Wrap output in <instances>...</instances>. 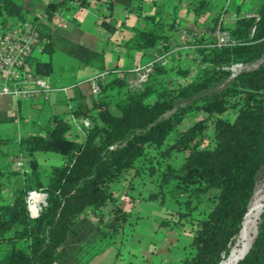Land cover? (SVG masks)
I'll return each instance as SVG.
<instances>
[{
	"label": "trees",
	"instance_id": "obj_1",
	"mask_svg": "<svg viewBox=\"0 0 264 264\" xmlns=\"http://www.w3.org/2000/svg\"><path fill=\"white\" fill-rule=\"evenodd\" d=\"M98 1L46 0L41 8L47 18L41 21L32 0H0L2 28L12 22V26L30 23L44 52H55L56 40L61 53L93 76L105 73L97 81L96 96L87 83L84 91L76 85L72 88L75 103L68 112L87 125L75 130L64 118L54 116L43 135L19 139L14 158L25 160V171L0 168V242L11 244L0 264H87L115 242L128 218L111 185L128 174L143 179L145 173L157 171L156 192L147 200L160 199L163 205L175 187L185 208L176 213L190 219L188 255L175 264H225L239 245L255 189L264 182V0L253 16L241 15L245 0H225L214 18H208L206 0H191L187 5L195 16L193 26L198 27L183 32L193 50L174 51L180 46L176 35L182 33L176 15L166 20L162 15L144 16L150 27H130L121 44L126 59L139 55L136 69L147 51L167 56L140 90L128 84L134 70L107 69L102 52L80 45L76 34L52 31L44 23L57 11L87 9ZM104 1L109 8L112 3L126 11L132 8L131 0ZM233 1L234 10H228ZM227 12L234 17L231 26L223 23ZM99 26L109 34L115 32L105 21ZM217 30L229 33L230 44L216 45ZM196 31L205 36L195 37ZM29 64L38 76L51 74L49 60L30 59ZM236 64L249 69L232 76L229 68ZM187 121L190 124L185 126ZM9 122L0 112V124ZM8 142L0 139V144ZM148 143L164 147L159 160L146 156ZM39 152L55 153L61 159L46 182L35 157ZM175 152L183 153L184 160L168 164ZM30 191L45 195V205L33 219L25 201ZM204 204L209 205L207 210L192 218ZM256 232L250 249L236 264H264V207Z\"/></svg>",
	"mask_w": 264,
	"mask_h": 264
},
{
	"label": "rangeland",
	"instance_id": "obj_2",
	"mask_svg": "<svg viewBox=\"0 0 264 264\" xmlns=\"http://www.w3.org/2000/svg\"><path fill=\"white\" fill-rule=\"evenodd\" d=\"M143 1L147 2V0ZM185 1L186 0H182V2ZM208 2L211 7L215 5L213 0H208ZM235 4L236 2L233 1L228 10H234ZM251 4L254 6L253 11L255 12L260 4V0H252ZM110 6L111 8L108 9V12L110 11L113 13V18L117 17V14L122 12H125L126 15L132 14L136 16L137 14L139 15L141 11L142 16H144L152 14L154 10H156L160 12V14L165 15L168 19L176 15L183 24H193L195 20L194 14L190 10L183 8L177 0H157L156 8L152 11H149L147 6L143 3L141 5H132L131 11L124 10L123 6L120 4L112 3ZM105 12H107L106 5L98 3L94 9H92V7L87 9L73 8L64 10L62 15L63 18L69 19L72 24H82L85 31H87L85 40L87 44H89L88 46L96 51L104 50L106 53L105 59L107 60L106 62L109 68L117 64L119 60H126V65L124 67L118 66L119 70L131 68L133 66L132 60L126 59L125 50L123 48L118 47L116 50L109 52L106 41L104 40L101 43V39L99 40L96 35L97 32L95 29L97 28L95 27L99 26L96 22L98 19H104L103 14ZM142 23L150 25L148 20H144ZM92 30H95V34ZM98 30L100 35L103 36L104 31L100 26ZM178 38L179 35L177 34L176 39ZM52 60L53 73L50 76V80L53 79V81L56 82L53 84H58L57 82H60L64 86L69 85V87L74 83L81 85L80 82L84 77L83 73L87 70L89 71V69L78 65L76 61L60 53L53 54ZM69 91V93H72V89ZM65 110L61 113V117L71 126L70 114L69 112L66 114ZM189 124L190 122L187 121L185 126ZM44 133L45 129L42 130L41 134ZM7 138L9 142L0 144V151L11 156L15 155L19 151L18 137L13 132V135ZM79 140H81V138H79ZM163 148L164 147H158L153 143H148L146 145V156H152L153 159H158L160 157L159 152L162 151ZM36 156L42 180L46 182L51 168L60 164L54 162L52 157L60 158V156L50 152H39ZM184 158L185 155L183 153L175 152L172 160H170L171 162H168V159H166V162H168V164L172 163L178 165ZM12 159L15 158L12 157ZM157 161L154 160L153 166L158 167ZM12 164L13 165H9V170L15 171L16 166L13 161ZM163 164H165V162ZM26 169L27 165L24 163L23 168L20 170L25 171ZM159 173L160 171H157L155 175L145 173L143 179H132L131 174H128L125 179H121L111 185L114 195L121 201L124 199V192L121 190V184H124L123 186L126 188L128 197H125L126 202L123 203V201H121V205L123 210L128 214V218L123 225L122 234L118 235L115 242L105 250L107 256L103 260V263L100 264H172L188 255V245L191 240V235L189 233L190 219L179 217L176 213V211H185L183 205L184 197L179 194L175 187H172L170 188V193L166 195L163 205L159 204L160 199L155 201L147 200L150 193L156 192L155 178L159 176ZM131 180L133 184L129 186ZM261 184L264 185V182L259 183L257 186ZM4 199L6 201L10 200L9 191L4 194ZM208 206V204L201 205L199 210L192 214V218L200 216L202 212L207 210ZM180 218L182 220L181 223L175 224ZM162 222H164V225H161ZM10 249L11 244L6 241L0 242V258L8 254ZM92 260L87 264H90Z\"/></svg>",
	"mask_w": 264,
	"mask_h": 264
},
{
	"label": "crops",
	"instance_id": "obj_3",
	"mask_svg": "<svg viewBox=\"0 0 264 264\" xmlns=\"http://www.w3.org/2000/svg\"><path fill=\"white\" fill-rule=\"evenodd\" d=\"M35 5H36V11L35 14H41L42 12V4L45 3L46 0H32ZM113 1V0H111ZM126 2H129V0H125ZM179 2V4L187 9L190 10L188 8V3L191 0H186L185 2H182V0H177V2ZM209 7L207 9V14L209 15L208 18H214L217 16V14L221 11L222 9V5L224 4L225 0H213L215 2V5L213 7L210 6L208 0H206ZM252 0H245L242 6V11H241V15H246V16H253L255 15L256 11L254 12V6L251 4ZM98 3H102L104 5H106L104 0L98 1V2H94L90 5V7H92V9L95 8V6ZM131 5H141L142 3L147 6V8L149 9V11H152L154 8H156L157 5V0H147V2L143 1V0H131ZM89 7V8H90ZM73 8H78L76 6H74ZM71 8V9H73ZM256 8V7H255ZM82 9V8H79ZM109 7L106 5V10L107 12H105L103 14V16L105 17V19H98V21L96 22L98 25L100 22L105 21L106 23H108L113 29H114V33L113 34H109L107 33L103 28L102 30L104 31V35L101 36L99 33V26L95 27L97 29V37L99 38L100 42L102 43L104 40L106 41V43L108 44L107 47L109 49V52H112L114 50H116L118 47H121V44L124 42V40H126L129 37V31L128 29L132 26L141 28V29H148L150 27L149 24H144L142 23V21L144 22V20H146L144 18V15L142 16L141 11L140 14L133 16L132 14H125V12L122 13H118L117 17L113 18L112 14L110 11L108 12ZM257 10V9H256ZM64 10L61 11H57L55 14H53L52 19L49 22H44L45 25L47 27H50L51 30L53 31L54 29H63V30H67L68 32L72 33V34H76L79 38V44L83 45L85 47H88L90 49V46H88L89 44H87L85 37H86V33L87 31H85L84 27L82 26L81 23H73L69 20V19H65L63 18L62 12ZM226 15L223 14V23L226 26H231L232 24V20H230L228 18V14H232V12H227L225 13ZM111 15V16H110ZM150 16H157V15H162L160 14V12H157L156 10H154V12L152 14H149ZM163 19H168L165 17V15H162ZM178 18V17H177ZM170 19V18H169ZM179 22L180 19L178 18ZM14 22H12L10 25L12 26ZM60 24H62L63 26H60ZM96 24V25H97ZM148 27V28H147ZM179 29L180 31L183 32L186 30H194L195 28H197L198 26L194 27L193 24H183V23H179ZM95 30H92L95 34ZM187 34V33H186ZM181 34L179 33V36ZM98 40V39H97ZM56 43V49L55 52L51 53V54H47L46 52L42 51V53H35L31 60L34 59H40V60H44V61H50L51 65H52V71L51 74L48 76V78L50 79V76L53 73V60H52V55L55 53H60L62 55H65L63 53H61L58 50V47L60 45L59 42H57L55 40ZM44 48V47H43ZM122 48V47H121ZM94 50V49H93ZM96 51V50H95ZM100 52H102L104 54V56L106 57V53L104 52V50H101ZM153 51H147L145 52L144 57L140 58V63L142 66L146 65L151 57L153 56ZM68 56V55H66ZM70 59L74 60L73 58H71L70 56H68ZM138 58L139 55H135L134 59L132 60V67L128 68L130 71H133L135 68V65L138 64ZM68 60V59H67ZM106 60V59H105ZM75 61V60H74ZM107 61V60H106ZM79 65V64H78ZM111 65V64H110ZM126 65V60H119L117 64H114L111 68H109L108 63L106 62V67L107 69H112L115 66H122L124 67ZM82 66V65H80ZM84 67V66H83ZM86 68V67H85ZM84 77L81 80V85L78 83H74L71 84V86H78V90H86L87 86L86 81L93 77L92 72L89 70H87L86 72L83 73ZM133 73L129 75L128 77V82L130 81V79L133 77ZM51 84L53 85V87L55 89H60V88H67L69 87V85H62L60 82H57L58 84H53L56 83L52 80ZM0 87H1V80H0ZM70 92V91H69ZM68 94H64L61 92H54L52 93V95L48 98V99H44L41 96H36L33 99H22V100H14L8 97H0V112H3L5 117L7 119H11V122L9 123H1L0 124V139L2 140H8L7 137L13 135V132L17 135L18 137V141L20 138L24 137V136H29V135H43L41 134L42 130L49 128L52 125V120L54 116H60L61 117V113L65 110L66 108V114L68 113V110L70 109V107L73 106V104L75 103L72 99V96H75V94L72 95V93ZM77 94V93H76ZM37 155V154H36ZM35 155V157H37ZM12 157H15L14 155H8L5 152L0 151V168L1 169H9V165H13L12 164ZM54 162L60 163L61 159L59 157H52ZM124 185V184H123ZM121 184L122 187V191L124 199L121 200L124 202H126L125 197H128V193L126 191L125 186H123ZM119 190V191H121ZM106 251H104L103 253H101L100 255H97L96 257L93 258V260L90 262V264H100L103 263V260L106 257ZM98 260V261H96ZM105 262V261H104ZM175 264V262H173ZM172 263V264H173ZM109 264V263H108Z\"/></svg>",
	"mask_w": 264,
	"mask_h": 264
},
{
	"label": "built area",
	"instance_id": "obj_4",
	"mask_svg": "<svg viewBox=\"0 0 264 264\" xmlns=\"http://www.w3.org/2000/svg\"><path fill=\"white\" fill-rule=\"evenodd\" d=\"M41 21L46 20L44 13L35 14ZM230 20H234L233 16H228ZM60 26H63L60 24ZM194 36L197 38L205 36L203 31H196ZM216 45L226 46L230 44L229 33L225 30H217L214 32ZM43 42L39 39L37 31L30 23L15 24L9 28L0 26V97H8L16 101L22 99H33L36 96H41L48 99L52 93L61 92L67 94L72 87L55 89L48 77H41L34 73L29 64V60L35 53H42ZM195 46L188 43L187 36L184 32L180 35V46L177 50H193ZM166 54H154L150 61L141 67L134 69L133 77L128 82L129 86L135 90H140L146 83L148 75L157 65H162L165 62ZM249 67L241 64L233 65L229 68L232 76L237 73L247 70ZM105 73H100L89 78L86 83L90 86L93 95H97L99 87L97 81L103 78ZM72 129L80 130L82 125H87L85 120H77L70 115ZM17 169H22L25 162L21 157L12 159ZM26 206L30 218H36L40 215L43 206L45 205V195L41 192L30 191L26 194Z\"/></svg>",
	"mask_w": 264,
	"mask_h": 264
},
{
	"label": "bare ground",
	"instance_id": "obj_5",
	"mask_svg": "<svg viewBox=\"0 0 264 264\" xmlns=\"http://www.w3.org/2000/svg\"><path fill=\"white\" fill-rule=\"evenodd\" d=\"M264 185L257 186L254 196L249 204V213L245 219L244 230L242 232L239 245L232 252L225 264H236L250 249L256 232L257 221L264 207Z\"/></svg>",
	"mask_w": 264,
	"mask_h": 264
},
{
	"label": "water",
	"instance_id": "obj_6",
	"mask_svg": "<svg viewBox=\"0 0 264 264\" xmlns=\"http://www.w3.org/2000/svg\"><path fill=\"white\" fill-rule=\"evenodd\" d=\"M254 237H255V236H254ZM250 247H251V246H250ZM244 256H245V255H244ZM244 256H243V257H244ZM243 257H242L241 259H243ZM241 259H240V260H241Z\"/></svg>",
	"mask_w": 264,
	"mask_h": 264
}]
</instances>
